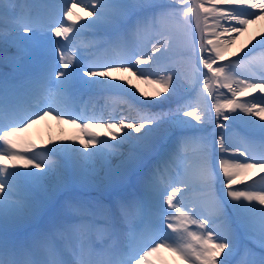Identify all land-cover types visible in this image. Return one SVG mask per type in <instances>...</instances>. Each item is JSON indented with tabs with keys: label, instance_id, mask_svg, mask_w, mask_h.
Segmentation results:
<instances>
[{
	"label": "snow or ice",
	"instance_id": "1",
	"mask_svg": "<svg viewBox=\"0 0 264 264\" xmlns=\"http://www.w3.org/2000/svg\"><path fill=\"white\" fill-rule=\"evenodd\" d=\"M261 17L264 0H0V264H264V32L227 57ZM45 118L80 135L37 146Z\"/></svg>",
	"mask_w": 264,
	"mask_h": 264
},
{
	"label": "bare ground",
	"instance_id": "2",
	"mask_svg": "<svg viewBox=\"0 0 264 264\" xmlns=\"http://www.w3.org/2000/svg\"><path fill=\"white\" fill-rule=\"evenodd\" d=\"M160 2H162V3L163 2H167V0H160ZM79 14L81 16L84 15L83 13H79ZM65 23H67V21H65ZM259 32H264V17H261L260 20L256 21L253 24H250L248 26L247 31L242 33L241 35H239L236 38L235 42L231 45V48H230V50L227 53V57L231 58V59H235L236 57H233L232 53H237L238 55H242L243 53L241 52V49L244 48V45L248 43L249 39L252 36L256 35ZM150 49H151V45L149 44L147 46V50L150 51ZM143 67H147V65H145ZM119 76L123 77L124 81L126 82V87L130 91H135V89H139L140 92L147 93L149 98H152L153 97V93L156 90H158V86L157 85H154V84H151V83H146L145 80H143V79H138L136 75L132 74V72H123V73L120 72ZM254 95L258 97L260 94L256 93ZM249 99H251V97H249ZM169 106L171 108H173V109L176 108V106H177V98L176 97H173L170 102L164 104V108L166 107L165 110H167V108ZM154 110H157V109H154ZM253 119H257L258 120V117H253ZM193 123H195V122L193 121ZM208 129H209V132H211L212 131V126L209 125ZM30 130L34 131V135L38 132L37 142L39 144H41V145H44V146H49V140L55 141V138L58 137V136H56L58 134V132L56 131L57 129H55V131H53L52 122L50 120L40 121L38 124L32 126L25 133H23L24 137H26V133L28 131H30ZM216 131H219V130L217 129ZM179 134L180 133H177V135H179ZM185 134H192V133L188 132V133H185ZM197 134H199V133H197ZM191 151H192L193 158L195 159L196 153H195L194 147L191 149ZM251 175L253 176L252 173H251ZM217 187H219V185ZM237 187H243V185H238ZM76 190L78 192H82V190H95V189H80V188H77ZM100 192L101 191H99V193ZM34 195L36 196L35 193H34ZM98 197H99L98 199H103L104 200L105 197H106V194L105 193L98 194ZM164 207L167 208L166 205H164ZM43 215H45V213L42 210L40 216L36 217V218H38L37 219L38 221H36L37 225H40L42 222L46 221V217L45 216L42 218ZM41 218H42V220L40 221L39 219H41ZM33 220L34 219H26L23 222L19 223L15 228L23 227V226L27 225L29 222H33ZM33 224H35V223H33ZM22 234H26L27 235V234H29V231L27 230L26 232L20 233V235H22ZM244 243H248V242L245 241ZM248 246L250 248H252L254 251H257V252L259 251V249L255 247V245H252V244L249 243ZM242 250H243V244L241 245V251ZM240 259H241V256L238 253L236 256H234L232 258L233 264H236V262L239 261ZM160 264H182V262L177 260V258L173 254L162 250L161 253H160Z\"/></svg>",
	"mask_w": 264,
	"mask_h": 264
}]
</instances>
